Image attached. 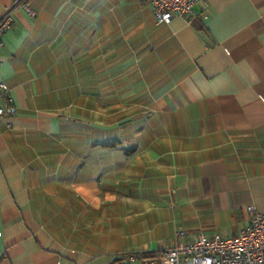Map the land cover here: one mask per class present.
Here are the masks:
<instances>
[{
	"label": "crops",
	"instance_id": "0c3cea01",
	"mask_svg": "<svg viewBox=\"0 0 264 264\" xmlns=\"http://www.w3.org/2000/svg\"><path fill=\"white\" fill-rule=\"evenodd\" d=\"M31 6L0 49L17 106L0 124V264H142L178 228L231 236L264 212V0L164 23L145 0Z\"/></svg>",
	"mask_w": 264,
	"mask_h": 264
},
{
	"label": "built area",
	"instance_id": "2783aa9c",
	"mask_svg": "<svg viewBox=\"0 0 264 264\" xmlns=\"http://www.w3.org/2000/svg\"><path fill=\"white\" fill-rule=\"evenodd\" d=\"M145 3L152 7L158 23L169 22L175 15L187 17L191 22L198 3L208 6V0H145ZM19 7H23L33 17L37 15L31 0H15L7 6L0 15V49L6 31L13 25L14 12ZM202 16L208 19L209 13L204 12ZM16 112L10 85L0 81V124L7 115ZM247 210L249 223L237 234H190L178 228L175 232L176 242L165 248L159 257H142V264H264V212L255 205L247 206ZM137 257L134 253L130 259Z\"/></svg>",
	"mask_w": 264,
	"mask_h": 264
},
{
	"label": "trees",
	"instance_id": "16d2710c",
	"mask_svg": "<svg viewBox=\"0 0 264 264\" xmlns=\"http://www.w3.org/2000/svg\"><path fill=\"white\" fill-rule=\"evenodd\" d=\"M138 256H142V257H153V255H148V254H142V255H138Z\"/></svg>",
	"mask_w": 264,
	"mask_h": 264
},
{
	"label": "rangeland",
	"instance_id": "374dc122",
	"mask_svg": "<svg viewBox=\"0 0 264 264\" xmlns=\"http://www.w3.org/2000/svg\"><path fill=\"white\" fill-rule=\"evenodd\" d=\"M60 145H61V144H60ZM53 149H57V148H56V146H54V148H53ZM48 150H51V148H49ZM46 163H47V162H46ZM46 163H44L43 165H45ZM34 165L37 167V166H38V165H37V162H35V164H34Z\"/></svg>",
	"mask_w": 264,
	"mask_h": 264
}]
</instances>
